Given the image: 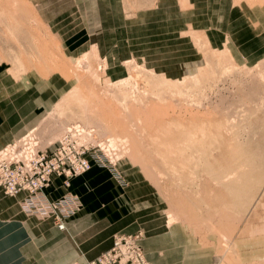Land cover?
Returning a JSON list of instances; mask_svg holds the SVG:
<instances>
[{
	"label": "rangeland",
	"instance_id": "rangeland-1",
	"mask_svg": "<svg viewBox=\"0 0 264 264\" xmlns=\"http://www.w3.org/2000/svg\"><path fill=\"white\" fill-rule=\"evenodd\" d=\"M217 4L83 0L84 47L70 50L63 40L79 20L59 29L65 16L44 15L56 3L0 0V105L37 112L30 138L41 149L78 125L96 147L88 153L120 141L110 153L119 185L124 162L142 198L234 249L253 227L264 232V41L218 33Z\"/></svg>",
	"mask_w": 264,
	"mask_h": 264
},
{
	"label": "crops",
	"instance_id": "crops-1",
	"mask_svg": "<svg viewBox=\"0 0 264 264\" xmlns=\"http://www.w3.org/2000/svg\"><path fill=\"white\" fill-rule=\"evenodd\" d=\"M31 1L56 3L55 6H48L44 15L50 19L65 16L62 24L57 23L61 30L70 25L69 16L79 20L72 25L73 30L63 41L66 49L84 47H80L81 42L75 36L76 33H86L83 30L85 22L81 26L80 19L91 14L90 10H83L87 7V4L84 7L81 5L83 0ZM167 1L174 0H161ZM191 1H217V6L211 7L214 6L217 10V26L221 29L218 33L242 34L239 37L242 44H246L244 35L256 38L260 34L263 38L261 41H264V0ZM94 14L98 13L95 11ZM105 18L109 16L106 15ZM242 48L240 45V49ZM2 104L6 106L7 102ZM39 104L42 107L44 103ZM51 104L52 101L48 103L49 107ZM0 108L1 152L37 130V112L23 118L18 114V118L9 114L10 108L3 105ZM5 118H9L10 124L15 125L13 131H6L1 127L5 125ZM123 163L119 168H123L121 171H124L122 173L127 178L128 187L119 185L108 169L97 165H93L85 174L73 178L69 188L64 186L63 180L53 178L52 186L47 191L50 199L55 200L71 192L80 199L83 206L78 215L67 221L64 231L57 228L52 220L38 221L26 216L20 206V202L27 196L26 192L10 197L0 188V264L90 262L113 247L115 235L138 233H143L140 244L151 264H264V232L253 227L250 234L233 240L231 246L234 249H224L217 235L199 233L190 224L171 218L167 206L157 203L155 198H142L133 185V177L126 174Z\"/></svg>",
	"mask_w": 264,
	"mask_h": 264
},
{
	"label": "built area",
	"instance_id": "built-area-1",
	"mask_svg": "<svg viewBox=\"0 0 264 264\" xmlns=\"http://www.w3.org/2000/svg\"><path fill=\"white\" fill-rule=\"evenodd\" d=\"M33 134L34 132L29 133L0 152V188L10 197L27 193L20 202L27 217L36 218L38 221L52 220L64 231L67 221L82 211L80 199L71 193L59 199H50L47 191L51 188L54 177H63L64 186L69 187L70 179L86 173L92 165H97L109 168L114 177L124 182L116 164L112 162L114 157L108 151V144L100 146L106 149L108 155L88 153L91 148L96 147L91 145L90 140L83 139L86 134L84 128L67 131L52 151L41 149L40 141L36 137L30 138ZM87 135L90 136L88 133ZM140 240V234L118 235L114 239L113 247L95 260L72 264H151Z\"/></svg>",
	"mask_w": 264,
	"mask_h": 264
},
{
	"label": "bare ground",
	"instance_id": "bare-ground-1",
	"mask_svg": "<svg viewBox=\"0 0 264 264\" xmlns=\"http://www.w3.org/2000/svg\"><path fill=\"white\" fill-rule=\"evenodd\" d=\"M72 128H76V129H79V128H81V129H83L81 126H74V127H71V128H68L67 129V131H69L70 129H72ZM92 132V131H91ZM88 137H89V135H87ZM86 136V134L84 135V137H83V139H87L88 137ZM109 142L107 141V144H108ZM51 144V143H50ZM112 144H114V145H121V147L123 148V144L120 142V141H114V140H111V144H109L108 145V151H109V153H113L114 154V152H116L115 154H117V152H118V148H116V149H113V147L115 148V146H113ZM124 152V151H123ZM114 157V156H113Z\"/></svg>",
	"mask_w": 264,
	"mask_h": 264
}]
</instances>
